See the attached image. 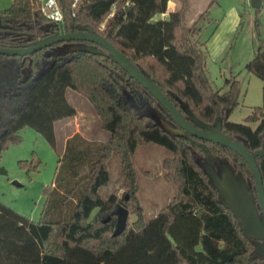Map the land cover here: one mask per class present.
<instances>
[{
    "label": "trees",
    "instance_id": "16d2710c",
    "mask_svg": "<svg viewBox=\"0 0 264 264\" xmlns=\"http://www.w3.org/2000/svg\"><path fill=\"white\" fill-rule=\"evenodd\" d=\"M57 2L64 31L76 33L90 27L151 80L186 121L192 124L186 111L209 126L219 120L223 134L241 142L249 152L262 150L255 164L264 184V48L258 47L243 68L260 81L262 104L244 118V124L231 123L228 117L238 105L239 83L232 77L224 81L223 91L211 89L203 44L198 42L200 28L187 25L190 0H175L177 6L159 19L154 16L166 11L167 0H80L73 16L69 0ZM58 29L43 16L38 0H11L0 10V48H22L49 38ZM60 47L61 43L47 50ZM45 50L28 56L31 78L46 59ZM4 59L9 58L0 56ZM18 75L10 76L11 83ZM66 89L89 103L108 138L104 143H90L73 135L66 141L58 162L63 172L43 190L45 201L37 223L0 204V264H264L255 241L242 236L193 152L239 174L256 203L245 162L221 146L165 132L160 121L173 130L177 127L108 58L79 51L58 54L52 65L19 85L10 97L1 95L0 153L19 142L18 133L25 127L42 134L53 149L52 124L74 115L64 98ZM3 104L12 108L5 109ZM255 122L251 128L249 124ZM142 143L157 145L173 156L164 161V179L174 188V196L146 221L134 208L130 214L136 216L135 222L111 237L114 218L101 224L100 214L114 204L127 209L128 199L120 202L110 196L103 201L99 197L98 190L108 182L106 163L112 155L117 157L123 187L132 199L137 186L131 157ZM94 210L97 213L92 217ZM174 218L182 224L171 228ZM179 239L187 245L178 243ZM196 241L201 258L186 248Z\"/></svg>",
    "mask_w": 264,
    "mask_h": 264
},
{
    "label": "rangeland",
    "instance_id": "374dc122",
    "mask_svg": "<svg viewBox=\"0 0 264 264\" xmlns=\"http://www.w3.org/2000/svg\"><path fill=\"white\" fill-rule=\"evenodd\" d=\"M10 3L11 0H0V10L7 8ZM175 5L177 6L176 3ZM159 18L165 17L158 16ZM186 20L187 25L193 24L200 28L198 42L203 44L204 68L211 89L223 91L224 81L232 77L238 81V105L229 115L228 121L244 124V118L262 104L260 81L243 68L253 58L258 47L264 48V0H260L258 8L251 7L249 0H190ZM10 76L8 71H0V85L9 84ZM3 91L0 88V96ZM64 98L74 115L52 124L53 149L42 134L31 127H25L18 133L19 142L9 145L0 153V169L4 172L0 174V204L32 223L40 220L45 201L43 190L63 172L58 167V162L66 141L73 135L90 143H104L108 138L83 97L66 89ZM3 107L10 110L12 105L3 104ZM249 126L254 128L256 122ZM193 153L195 161L205 170L211 183H217L225 165H218L210 159H203L200 153ZM172 158L169 152L157 145L140 144L131 157L137 186L131 199V195L123 187V177L118 172L119 161L112 155L106 163L108 182L98 190L99 197L103 201L110 196L120 202L128 199L127 226H131L136 220V216L130 214L134 208L140 211L145 221L154 217L174 196V188L164 179V161ZM232 173L234 176L238 175L233 171ZM58 191L61 192V189L58 188ZM253 196L250 195L251 201ZM96 213L94 210L91 216ZM181 222L174 218L170 227L182 224ZM178 243L187 245L186 240L182 239ZM254 245L257 253L264 257V251L258 243L255 242ZM186 248L194 257H202L198 241Z\"/></svg>",
    "mask_w": 264,
    "mask_h": 264
},
{
    "label": "water",
    "instance_id": "95a60500",
    "mask_svg": "<svg viewBox=\"0 0 264 264\" xmlns=\"http://www.w3.org/2000/svg\"><path fill=\"white\" fill-rule=\"evenodd\" d=\"M249 3L253 8H258L260 6V0H249ZM58 27L59 32L54 33L51 37L36 41L25 47L16 49L0 48V56L7 58H24L35 52L48 49L52 45L72 42L78 44L68 45L65 53H74L79 51L110 59L159 104L163 112L167 115L169 121L177 127V130H173L164 123H160L161 128L165 132L177 137H181L186 134L191 138L221 146L234 152L245 162L253 178L256 206L250 200L251 193L243 178L239 174L234 176L229 168L224 166V169L220 174V179L217 180V183L214 182L212 184L209 176L208 181L211 187L216 190L218 200L223 204L224 208L230 212L233 219L237 222L242 236L257 242L261 250L264 251V184L262 183L255 164V158L261 156L263 151L249 152L241 142L223 134L221 132L219 120L214 123L213 127H211L201 123L191 116L189 111H186V114L190 116L192 124L186 121L167 101L151 80L141 74L110 43L105 41L100 36L93 34L90 27L86 26L85 31L76 33H66L62 31L60 25ZM87 44H91L97 48ZM54 56L55 54L51 52H47L45 54V58ZM45 70L46 69L40 70L34 78L43 73ZM0 174H4L1 169ZM13 184L17 185L15 182ZM128 216L129 213L127 209L119 204H114L109 212L104 213L100 217V223L105 224L110 220V218H114L111 237H117L125 229Z\"/></svg>",
    "mask_w": 264,
    "mask_h": 264
},
{
    "label": "flooded vegetation",
    "instance_id": "af4514ba",
    "mask_svg": "<svg viewBox=\"0 0 264 264\" xmlns=\"http://www.w3.org/2000/svg\"><path fill=\"white\" fill-rule=\"evenodd\" d=\"M51 23H53V22H51ZM60 28L62 29L63 32H66L61 27V24H60ZM58 32H59V29H58ZM66 33H69V32H66ZM61 44H62V47H60L58 49H52V50L46 49L44 52V57H45V54L47 52H49V53L51 52V53L55 54L54 57H56L58 54L59 55H65L66 54L65 50H66V48H68L67 47L68 45L78 44V43H72V42L70 43L69 42V43H61ZM54 57L46 58L45 60H43L40 64V68L36 72V74L40 70L47 69L50 65H52ZM51 62H52V64H51ZM30 64H31V60L29 59L28 56L24 57V58H9V59L0 60V71H8L11 76L13 74H17V72L19 74L17 81H15L14 83L13 82L11 83V81H8L11 84L9 83V84H5V85L1 86V88L4 90L1 94L2 96L10 97L9 96L10 92L15 93V90L19 87V85L27 83L28 80H32L35 77V75H32V78L30 77V74H31ZM8 82H6V83H8Z\"/></svg>",
    "mask_w": 264,
    "mask_h": 264
},
{
    "label": "built area",
    "instance_id": "2783aa9c",
    "mask_svg": "<svg viewBox=\"0 0 264 264\" xmlns=\"http://www.w3.org/2000/svg\"><path fill=\"white\" fill-rule=\"evenodd\" d=\"M80 0H69L71 11V16L74 15V9L77 7ZM39 8L43 16L49 21L55 24H61L62 13L57 0H38Z\"/></svg>",
    "mask_w": 264,
    "mask_h": 264
},
{
    "label": "crops",
    "instance_id": "0c3cea01",
    "mask_svg": "<svg viewBox=\"0 0 264 264\" xmlns=\"http://www.w3.org/2000/svg\"><path fill=\"white\" fill-rule=\"evenodd\" d=\"M168 3H171L172 5L171 6H168ZM175 7H176V5H175L174 0H167V2H166V11L164 13H161V14H156L154 16V18H158V16L166 17L168 11L173 10ZM205 47H206V44H205Z\"/></svg>",
    "mask_w": 264,
    "mask_h": 264
}]
</instances>
